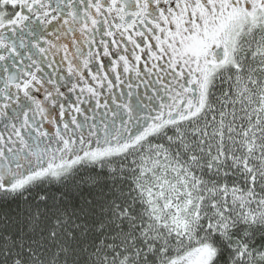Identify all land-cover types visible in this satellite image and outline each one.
Returning <instances> with one entry per match:
<instances>
[{
    "label": "snow or ice",
    "instance_id": "6c2138e0",
    "mask_svg": "<svg viewBox=\"0 0 264 264\" xmlns=\"http://www.w3.org/2000/svg\"><path fill=\"white\" fill-rule=\"evenodd\" d=\"M0 264H264V0H0Z\"/></svg>",
    "mask_w": 264,
    "mask_h": 264
}]
</instances>
